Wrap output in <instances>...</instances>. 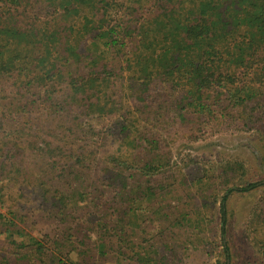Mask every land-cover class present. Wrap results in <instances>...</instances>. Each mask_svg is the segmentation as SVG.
<instances>
[{
  "label": "trees",
  "instance_id": "16d2710c",
  "mask_svg": "<svg viewBox=\"0 0 264 264\" xmlns=\"http://www.w3.org/2000/svg\"><path fill=\"white\" fill-rule=\"evenodd\" d=\"M43 110L61 122L48 137L16 121ZM170 113L179 122L228 119L264 126V0H0V201L20 175L23 183L29 177L41 181L21 174L26 160L13 152L17 148L30 149L44 174L63 162L72 172L105 162L115 167V184H126L128 169L153 179L168 161L150 153L142 162L122 152L107 160L97 151H78L70 139L76 132L104 136L94 126L98 120L132 145L155 144L156 138L145 136L154 120ZM237 171L243 175V165H227L222 174L229 181ZM244 184L228 187L222 198L224 240L227 200L264 187V178ZM45 195L62 203L71 197L65 190ZM252 220L264 225V202ZM12 221L4 218L0 229L7 239L14 235ZM34 244L43 254V245ZM224 248V264H232L231 248ZM260 253L264 264V240ZM0 264H10L9 257L0 254Z\"/></svg>",
  "mask_w": 264,
  "mask_h": 264
},
{
  "label": "rangeland",
  "instance_id": "374dc122",
  "mask_svg": "<svg viewBox=\"0 0 264 264\" xmlns=\"http://www.w3.org/2000/svg\"><path fill=\"white\" fill-rule=\"evenodd\" d=\"M16 121L27 132L32 125L42 129V137L61 124L47 110ZM106 125V121L94 122L96 130L105 131L100 138L95 132H76L71 146L87 154L97 151L107 160L122 152L127 157L138 155L143 162L152 153L169 166L153 179L128 169L126 184L119 185L112 163L94 167L87 162V169L72 172L63 162L45 175L30 149H15L26 160L21 174H36L41 181L29 177L23 183L20 175L21 181H12L4 202L0 201V229L6 227L4 218L13 220V237L0 235V254L8 256L10 264H59V259L72 264H224L225 243L231 248L232 264L261 262L264 225L254 224L252 215L264 202V187L249 194L234 193L227 200L226 240L221 236L220 206L228 187L264 178L262 124L244 126L228 119L211 124L196 119L179 122L170 113L154 120L145 136L156 138L155 144L134 145ZM229 163L236 169L243 165L245 173L237 171L228 181L222 170ZM63 190L71 196L64 203L41 196ZM13 240L28 247L18 248ZM36 241L43 245V254L36 253Z\"/></svg>",
  "mask_w": 264,
  "mask_h": 264
}]
</instances>
